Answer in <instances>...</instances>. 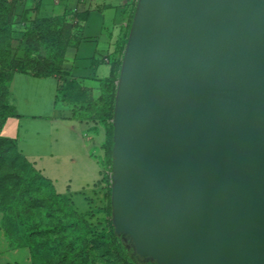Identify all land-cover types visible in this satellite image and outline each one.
<instances>
[{
  "label": "water",
  "instance_id": "water-1",
  "mask_svg": "<svg viewBox=\"0 0 264 264\" xmlns=\"http://www.w3.org/2000/svg\"><path fill=\"white\" fill-rule=\"evenodd\" d=\"M112 124V221L139 255L264 264V0H137Z\"/></svg>",
  "mask_w": 264,
  "mask_h": 264
},
{
  "label": "rangeland",
  "instance_id": "rangeland-1",
  "mask_svg": "<svg viewBox=\"0 0 264 264\" xmlns=\"http://www.w3.org/2000/svg\"><path fill=\"white\" fill-rule=\"evenodd\" d=\"M49 0H13V3L9 6L2 5L0 2V66L1 68L7 67L8 62L13 58L15 61L22 62L24 64V71L37 76H46L48 74L59 79V87L57 82L53 79H47L43 83L34 85L33 83H26L24 81H15L10 89L11 93H14L15 99L9 91V97L7 102L13 107L14 101L18 104L17 94L23 93L32 96V99H40L46 101L47 105H43V108L49 110L50 107H54L55 101L58 103L63 102L69 105L72 111L67 115L78 120H91L96 117L95 112L97 107L100 106L98 100L99 93L94 94L91 91H87L82 88L80 83L75 81L69 76L68 72L64 69V57L66 51L76 41V35L74 33L73 21L71 19V13L69 10H65L56 14H50L51 16H44L46 12L44 3ZM57 0H53V10H55V3ZM64 2L65 0H59ZM61 5V4H59ZM71 7L67 1V7ZM41 10V11H40ZM24 72V73H25ZM54 101L49 104L51 97L52 85L54 86ZM57 87V88H56ZM41 93V94H40ZM58 93V95H57ZM19 106V104H18ZM19 111L20 108H19ZM49 113V112H48ZM0 114L2 109L0 108ZM44 117H47V113H43ZM49 119V118H48ZM47 118L31 121L23 119L19 123L10 122L7 127L2 131L3 137L14 139L19 145L18 150L23 151L22 155L26 156L29 162V157H39L37 167L44 169L43 176L49 180L56 178L53 181L58 193H65L66 176L73 170V166L65 159L60 158L57 163L62 164L59 173L54 172V158H49L47 151ZM97 123H101L97 121ZM102 124V123H101ZM32 130L29 134L25 130ZM36 131L40 136H36ZM19 134L20 136H17ZM13 135V136H12ZM78 147V143H75L74 150ZM91 149V145L88 144V150ZM73 150V149H72ZM113 153V152H112ZM113 156V154H112ZM37 170V169H36ZM108 169L102 168V174L106 175ZM110 176L112 175L111 169L108 171ZM109 176V174H108ZM99 178V175L97 179ZM82 181L73 179L70 184V195L73 203V208L79 213H85L88 211L84 220L89 225L81 230V234L88 233L87 238H91L90 234H98L102 232V228L106 225L105 203L102 197V190L100 189V200L98 205L97 201L89 204L84 199V194L89 190L86 187L80 186ZM105 184V183H104ZM104 186L107 187L105 184ZM105 187V188H106ZM111 190V183H109ZM96 205V208H95ZM70 208V206H69ZM68 207H64L59 202L54 204L55 213H48L47 210H39L35 212L33 218L27 221V230L31 231L32 226L36 223L40 225L41 230L45 228H54L57 225L56 230L60 229V232L51 234L48 237H36L33 241L34 244H42L43 250L40 252L39 260L40 264H49V258L58 250L59 245L74 241L75 245H78L76 240L79 236L73 234V230H80L81 225L77 222L76 217L71 215ZM94 209V210H92ZM65 214H68L67 216ZM113 216V215H112ZM14 216L11 213L0 212V245H6L9 249H16L18 245V238L20 236V228L12 220ZM71 222L75 225L71 228H65L61 231V228L67 226ZM7 228V229H6ZM9 229V230H8ZM81 236V235H80ZM104 252L102 257L99 254ZM83 264H121L115 261L114 257L108 254L105 250L96 251L91 259L83 260ZM157 263V262H156ZM158 264V263H157Z\"/></svg>",
  "mask_w": 264,
  "mask_h": 264
},
{
  "label": "crops",
  "instance_id": "crops-1",
  "mask_svg": "<svg viewBox=\"0 0 264 264\" xmlns=\"http://www.w3.org/2000/svg\"><path fill=\"white\" fill-rule=\"evenodd\" d=\"M52 1L49 0L44 3L45 9L41 4L40 9L46 12L44 16H51L54 12L58 14L69 10L74 24L72 29H74L76 35L75 43L66 51L63 63L64 69L70 77L80 83L82 88L97 94L99 93L98 81L109 76L111 63L120 61L122 64L137 0H65L64 2L57 0L55 10L52 8ZM67 1L71 7H67ZM47 79H53L59 87V79L56 77L36 78L16 73L11 78L9 91L17 80L28 84L33 83L37 86L38 83H43ZM54 88L55 84L52 85L49 104L52 100L54 101ZM11 95L12 98H16L14 93H11ZM17 96L19 106L15 101L13 104L17 117L6 121L0 131V136H5L2 131L10 122L18 123L19 129V123L23 119L37 121L49 118L46 132L49 136L47 151L49 158H54V172L59 173L61 170L62 164L57 163L60 158L65 159L73 166V170L66 176L68 184L65 186V193H58L56 190L53 182L56 181V178L50 180L56 193L67 196L73 205L70 184L75 178L82 181L80 186L89 189L86 192L87 194H84V199L89 204L97 201L96 205H98L101 188H103L102 197L106 204L107 187L104 186L106 182H101V180L104 176L102 174L105 157L103 146L106 142L107 126L103 123H97V121H83L68 116L67 114L72 111L73 107L71 108L63 102L58 103V97L55 101L58 105L54 103L53 108L49 106V110H46V108H43V105H47L46 101L33 100L32 96L23 93H19ZM19 108L21 111H19ZM42 112H46L48 116L44 117ZM31 131V129L25 130L26 134ZM17 136L20 135L17 134ZM36 136L40 135L37 133ZM75 143H78L76 150H74ZM88 144L91 145L90 150H88ZM17 148H19L18 144ZM19 152L23 153L21 150ZM29 158L32 161L30 163L43 173L44 169H39L35 161H38L39 157ZM98 175L99 178L97 179ZM88 211L81 214H87ZM0 264H31L30 252L27 248L9 249L5 244L0 245Z\"/></svg>",
  "mask_w": 264,
  "mask_h": 264
},
{
  "label": "trees",
  "instance_id": "trees-1",
  "mask_svg": "<svg viewBox=\"0 0 264 264\" xmlns=\"http://www.w3.org/2000/svg\"><path fill=\"white\" fill-rule=\"evenodd\" d=\"M2 5L9 6L13 0H0ZM126 43V42H125ZM124 44V43H123ZM121 62H112L110 74L107 78L98 81L99 86V102L96 117L93 121H100L107 126L106 142L104 144L105 157L104 168L108 171L112 165V152L114 149L113 140V124L114 103L116 96V82L119 77ZM24 64L15 61L13 58L8 62L7 67L0 66V131L6 121L10 118H16L14 108L7 102L9 97V84L14 74L30 75L36 78L53 77L48 74L46 76H37L24 71ZM25 72V73H24ZM107 172L103 176L102 181L107 184V194L105 197L106 225L102 228V232L98 234H90L91 238H87L86 232L81 234V230L89 225L84 220L86 214L78 213L71 204L69 198L65 195L56 193L52 182L44 177L40 171L36 170L34 165L30 163L18 150L14 139L0 136V212L11 213L14 216L12 220L20 228V236L17 240V248H27L30 252L31 264H40L39 256L43 250L42 244H34L36 237H48L51 234L60 232L54 228H45L41 230L39 224H34L32 230H27V220L35 216V212L39 210H47L48 213H55L54 204L61 203L64 207H68L71 215L76 217L77 222L82 224L80 230H73V234L78 235L76 239L79 243L75 245L74 241L59 245L60 250L55 252L49 258V264H83V260H90L96 251L105 250L114 257L115 261L121 264H157L155 260L149 257H142L136 251L134 241L127 235L116 233L112 221L111 207V190L109 188L110 173ZM109 174V176H108ZM66 216L68 214H65ZM75 224L71 222L61 228H71ZM7 229V228H6ZM9 230V229H8ZM81 235V236H80ZM104 252L99 254L102 257Z\"/></svg>",
  "mask_w": 264,
  "mask_h": 264
},
{
  "label": "built area",
  "instance_id": "built-area-1",
  "mask_svg": "<svg viewBox=\"0 0 264 264\" xmlns=\"http://www.w3.org/2000/svg\"><path fill=\"white\" fill-rule=\"evenodd\" d=\"M112 182V180H111V176H110V183Z\"/></svg>",
  "mask_w": 264,
  "mask_h": 264
}]
</instances>
